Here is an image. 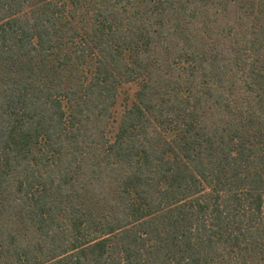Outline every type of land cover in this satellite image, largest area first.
<instances>
[{"label": "trees", "instance_id": "trees-1", "mask_svg": "<svg viewBox=\"0 0 264 264\" xmlns=\"http://www.w3.org/2000/svg\"><path fill=\"white\" fill-rule=\"evenodd\" d=\"M0 264H264V0H0Z\"/></svg>", "mask_w": 264, "mask_h": 264}, {"label": "rangeland", "instance_id": "rangeland-1", "mask_svg": "<svg viewBox=\"0 0 264 264\" xmlns=\"http://www.w3.org/2000/svg\"><path fill=\"white\" fill-rule=\"evenodd\" d=\"M135 90H136V86L134 85H131V86L128 84L124 85L122 89V93H121V102L123 103V100L128 93L133 94ZM121 111L122 109L119 108L118 113H120Z\"/></svg>", "mask_w": 264, "mask_h": 264}]
</instances>
